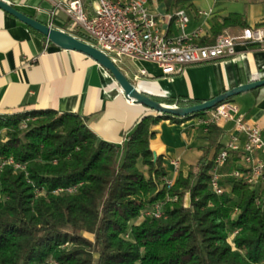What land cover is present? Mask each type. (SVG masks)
Here are the masks:
<instances>
[{
    "label": "trees",
    "instance_id": "1",
    "mask_svg": "<svg viewBox=\"0 0 264 264\" xmlns=\"http://www.w3.org/2000/svg\"><path fill=\"white\" fill-rule=\"evenodd\" d=\"M159 1L172 12L193 0ZM237 26L247 27L241 16L216 19L212 36L200 44L212 45ZM155 100L179 107L203 102ZM207 113L150 111L123 145L100 139L72 112L0 115V264H264V189L231 175L238 156L221 169L224 192L211 189L224 146L216 124L207 132L201 126L202 155L172 185L162 157L154 158L150 142L161 120L182 123ZM157 203L164 204V217L146 216L130 226Z\"/></svg>",
    "mask_w": 264,
    "mask_h": 264
},
{
    "label": "crops",
    "instance_id": "2",
    "mask_svg": "<svg viewBox=\"0 0 264 264\" xmlns=\"http://www.w3.org/2000/svg\"><path fill=\"white\" fill-rule=\"evenodd\" d=\"M7 1L41 22L67 31L64 13L52 14L55 3L64 0ZM94 2L87 0L91 13L96 8ZM150 7L160 19L161 28L169 26L177 32L167 18L177 10L168 12L166 4L159 0L151 1ZM184 10L190 16L187 33L202 31L199 43L212 36L216 19L241 16L247 27H230L222 33L234 36L264 21V0H193ZM200 11L211 13L202 15ZM118 66L140 91L154 99L207 101L237 86L264 79V43L251 47L239 41L233 57L182 66L168 76L156 64L137 59L125 58ZM255 90L236 96L232 103L238 114L261 128L264 138V86ZM33 109L76 113L86 118L88 127L100 139L120 145L126 143L138 121L150 113L127 98L113 76L92 58L54 45L0 9V113ZM199 120L173 123L163 119L153 128L156 135L150 142L151 150L162 157L173 181L180 172L187 174L207 144ZM216 125L225 145L234 122ZM175 160L180 162L179 171L172 165ZM259 188L264 189V184Z\"/></svg>",
    "mask_w": 264,
    "mask_h": 264
},
{
    "label": "built area",
    "instance_id": "3",
    "mask_svg": "<svg viewBox=\"0 0 264 264\" xmlns=\"http://www.w3.org/2000/svg\"><path fill=\"white\" fill-rule=\"evenodd\" d=\"M98 7L91 13L87 0H64L56 2L53 15L64 13L67 31L82 39L105 54L119 65L123 59H137L156 64L164 75H173L180 67L233 57L239 41L245 44L264 43V29L245 28L240 35L221 34L212 45H201L198 41L201 30L187 33L190 16L180 9L167 16L168 23L173 22V32L161 28L158 16L151 10V1L158 0H94ZM202 15L211 12L200 11ZM145 71H143L144 73ZM1 115V113H0ZM233 121L234 129L227 143L218 153L212 171L211 189L222 194L223 174L221 169L230 158L238 156L237 167L232 176L254 187L264 184V138L260 127L254 125L232 102H224L208 111L200 118L199 124L208 131L211 124ZM8 163H14L12 159ZM4 163H0V171ZM175 171H179L180 162H172ZM242 165V166H241ZM19 167V164L15 165ZM172 185L173 180L167 179ZM146 216L161 218L165 216L164 204L157 203L144 213Z\"/></svg>",
    "mask_w": 264,
    "mask_h": 264
},
{
    "label": "water",
    "instance_id": "4",
    "mask_svg": "<svg viewBox=\"0 0 264 264\" xmlns=\"http://www.w3.org/2000/svg\"><path fill=\"white\" fill-rule=\"evenodd\" d=\"M0 9L15 17L35 31L40 32L54 45L62 49L78 51L89 56L113 76L127 98L158 114L172 115L175 117H186L188 115L210 111L228 99L264 86V79L252 81L230 89L213 99L188 107H179L176 105L162 103L140 91L107 54L92 44L75 37L64 30L57 29L51 25L41 22L40 20L19 10L7 0H0ZM153 154L156 160L157 155L155 153Z\"/></svg>",
    "mask_w": 264,
    "mask_h": 264
},
{
    "label": "rangeland",
    "instance_id": "5",
    "mask_svg": "<svg viewBox=\"0 0 264 264\" xmlns=\"http://www.w3.org/2000/svg\"><path fill=\"white\" fill-rule=\"evenodd\" d=\"M94 4H95V7H98V3H97L96 1L94 2ZM1 137H4V134H3V133L1 134ZM241 166H242V165H241ZM140 168H141L143 171H145V173H146L147 168H146L145 166H143V165L140 164ZM145 217H146V215H145L144 213H142L139 217L133 219V220L130 222V226H132V225H134V224H139L140 222L143 221V219H144ZM87 236L90 237V238L92 237V236L89 235V234H87Z\"/></svg>",
    "mask_w": 264,
    "mask_h": 264
}]
</instances>
